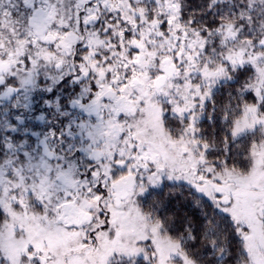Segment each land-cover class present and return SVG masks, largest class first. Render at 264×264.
I'll use <instances>...</instances> for the list:
<instances>
[{
  "label": "snow or ice",
  "instance_id": "snow-or-ice-1",
  "mask_svg": "<svg viewBox=\"0 0 264 264\" xmlns=\"http://www.w3.org/2000/svg\"><path fill=\"white\" fill-rule=\"evenodd\" d=\"M0 264H264V0H0Z\"/></svg>",
  "mask_w": 264,
  "mask_h": 264
}]
</instances>
